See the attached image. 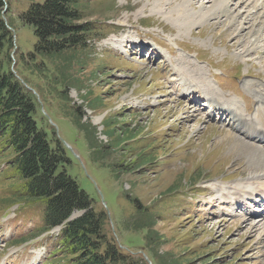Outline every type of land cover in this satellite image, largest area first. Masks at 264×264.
Instances as JSON below:
<instances>
[{"label":"rangeland","instance_id":"obj_1","mask_svg":"<svg viewBox=\"0 0 264 264\" xmlns=\"http://www.w3.org/2000/svg\"><path fill=\"white\" fill-rule=\"evenodd\" d=\"M3 1L14 33L12 65L17 66V50L25 54L36 42L33 28L20 15L31 3L44 0ZM164 1L79 0L83 19L93 24L96 36L73 67L85 88L70 87L69 98L82 106V128L90 127L92 133L79 131L61 114L59 104L42 106L37 125L65 146L68 175L102 204L120 247L146 237V229L125 231L121 225L136 212L127 195L155 222L149 233L158 239L150 244L160 264H264V176L251 178V165L231 154L243 152L233 147L238 144L235 138L252 140L213 109L226 99L256 128H264V40L250 45L259 34L264 10L254 13L257 25L249 34L245 30V36L236 38L230 33L236 34L246 20L251 23L247 12L256 11L254 1H263L230 0V14L240 11L233 29H226L223 17H202L210 8L207 3L201 6L206 0L189 7L184 23L169 8L176 2ZM86 92L91 93L89 99ZM220 139L223 143L215 145ZM100 146L108 149L107 155L96 160ZM4 161L0 200L15 182L2 178ZM172 184L174 189L166 192ZM10 202H0V264H67L56 227L37 232L40 204ZM252 222H258L256 230L248 224ZM23 237L28 238L16 242ZM135 252L154 264L142 248Z\"/></svg>","mask_w":264,"mask_h":264},{"label":"trees","instance_id":"obj_2","mask_svg":"<svg viewBox=\"0 0 264 264\" xmlns=\"http://www.w3.org/2000/svg\"><path fill=\"white\" fill-rule=\"evenodd\" d=\"M4 6L0 0V160L7 162L2 178L15 182L12 190L4 191L0 202L39 203L42 223L38 233L63 225L57 244L67 264H147L136 254V248H142L154 264H160L150 244L158 239L155 233H149L155 222L146 216L145 208L136 198L125 195L136 212L121 225L125 231L146 229V237L139 243L131 242L132 246L120 247L110 232L102 204L90 198L68 175L70 159L65 146L55 135L48 138L37 125L36 115L43 117L42 106L56 108L59 104L61 114L70 118L79 131L92 133L90 127L82 128V106L71 104L69 98L70 87L80 91L85 88L83 79L73 74V67L89 50L88 40L96 36L93 24L83 19L79 0H44L29 5L20 18L33 28L36 42L25 54L17 50V66L12 65L13 36ZM31 89L39 95L40 103ZM89 95L86 92L84 97L89 99ZM88 148H92L91 144ZM107 150L100 146L95 152L96 160L105 157ZM8 170L10 175L5 177ZM75 211L80 214L67 221Z\"/></svg>","mask_w":264,"mask_h":264},{"label":"bare ground","instance_id":"obj_3","mask_svg":"<svg viewBox=\"0 0 264 264\" xmlns=\"http://www.w3.org/2000/svg\"><path fill=\"white\" fill-rule=\"evenodd\" d=\"M165 1H168L166 4H169V5L171 4V1L176 2V5H174V4L170 5L169 8L172 10L174 16L176 15L177 18L182 19V22L184 21L183 18L184 17L186 18L188 16V13H189L188 9H191L195 5V3L198 2V0H165ZM241 1H244V0H241ZM245 1H248V0H245ZM262 1H263L262 5H260V3L259 4L256 3L255 1L253 2L252 7L255 8L256 11L247 12L248 13L247 17L252 16V22L249 23L248 22L249 20L244 21L243 22L244 25L246 23L248 25L246 24L245 26H240L241 28L238 26L240 29H238V27H236L238 29V32L236 34H235V32L233 33V31L231 30L230 33H232L233 36H235L236 38H239L240 36H245L247 33L249 34L252 31V29L257 25L256 20H254V22H253V18H254L253 15L257 11H259V8H261V10L262 9L264 10V0H262ZM204 3L209 4L210 8L207 9V12H209L208 11L209 9H210V12L209 13H207L206 11H205L206 13L203 12L202 13L203 18H205V17L207 18L208 16L211 17L210 15H212L214 18L221 17V19H222V17H223L222 23L225 25L226 29H231L233 26H236L237 24H235V22L239 23L238 21L240 18V13H239L240 11H235L234 14H230L232 11L231 9H229L230 0H206V2L201 3V6H203ZM189 7H191V8H189ZM189 16L195 17V14H190ZM197 17L198 16H196V19H197ZM200 17H201V14H200ZM247 17H245V18L247 19ZM186 24H188V23H186ZM182 25H184V24H182ZM245 30H248V32L246 31L247 33H244ZM258 31H259V34H254L253 35L254 37L250 36V37H253V42H251L250 45H254V41H258V40L261 41V39L264 40V38H263L264 37V19L260 22V26H259ZM239 40H238V42H239ZM248 45H249V43H248ZM248 48H251V47L248 46ZM252 49H247V50L244 49V50H246L245 51L246 53H249ZM187 91L188 90H186L185 92H187ZM260 95H262V93L258 94V96H260ZM260 100L262 102H264V97L260 98ZM216 103H217V106H216V108L213 107V109H214L217 117H218V114H219V117H220V115H222V117L220 118L221 120L226 119L227 124L230 127L236 128L239 132L242 133V135L247 136L252 140V142L250 143V142L243 140L242 138H235V140H236L235 142L238 144H235V146L233 145V147L236 148V146L238 145V147L241 148V151L243 150V152L230 151L231 154L233 156H240L241 159L242 158L245 159L251 165L248 168L249 176H251V178L254 179L256 177L264 176V130H263L264 128L263 129L256 128L255 125L253 124L254 122L245 118L240 113H237L238 111H236L234 108H232L227 103L226 99L221 100V103L220 102H216ZM202 105H205V104H202ZM208 107H210V104H208ZM262 127H264V124H262ZM226 134L230 135L228 133H226ZM230 137H232V136H230ZM220 143H223L222 139L218 140L215 145H218ZM219 147H224V144H221ZM233 147H232V149H233ZM256 180H257V178H256ZM263 187H264V185H263ZM239 201H240V199L238 200V202ZM242 203L243 202H240V203H238V205H241ZM258 205H260V204H258ZM253 215H255V214H253ZM248 218L254 219V216H249ZM250 221H256V220L254 219V220H250ZM248 224H250V226L253 229L254 228H255V230L257 229L258 222H252V223H248ZM251 230H250V232H251Z\"/></svg>","mask_w":264,"mask_h":264},{"label":"water","instance_id":"obj_4","mask_svg":"<svg viewBox=\"0 0 264 264\" xmlns=\"http://www.w3.org/2000/svg\"><path fill=\"white\" fill-rule=\"evenodd\" d=\"M5 6H4V9H3V12L5 11ZM13 32V31H12ZM14 33H12V36L14 37V35H13ZM34 92V91H33ZM78 214V213H77ZM76 216V213H74V214H71L69 217H68V219L67 220H71L72 218H74ZM144 259L147 261L148 260V258L147 257H145L144 256Z\"/></svg>","mask_w":264,"mask_h":264}]
</instances>
